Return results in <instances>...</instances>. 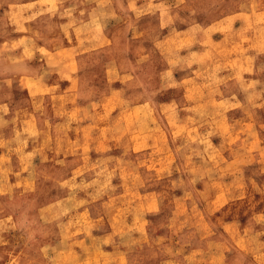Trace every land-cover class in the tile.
<instances>
[{
  "label": "rangeland",
  "instance_id": "obj_1",
  "mask_svg": "<svg viewBox=\"0 0 264 264\" xmlns=\"http://www.w3.org/2000/svg\"><path fill=\"white\" fill-rule=\"evenodd\" d=\"M0 264H264V0H0Z\"/></svg>",
  "mask_w": 264,
  "mask_h": 264
}]
</instances>
